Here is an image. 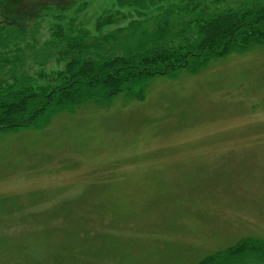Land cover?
<instances>
[{
	"label": "rangeland",
	"instance_id": "1",
	"mask_svg": "<svg viewBox=\"0 0 264 264\" xmlns=\"http://www.w3.org/2000/svg\"><path fill=\"white\" fill-rule=\"evenodd\" d=\"M0 2L22 47L59 21L96 34L116 4ZM241 239L264 240V43L150 77L140 100L0 131V264H197ZM249 251L220 264H264Z\"/></svg>",
	"mask_w": 264,
	"mask_h": 264
},
{
	"label": "trees",
	"instance_id": "2",
	"mask_svg": "<svg viewBox=\"0 0 264 264\" xmlns=\"http://www.w3.org/2000/svg\"><path fill=\"white\" fill-rule=\"evenodd\" d=\"M7 23L0 27V131L43 127L88 102L140 100L150 77L194 72L213 58L262 45L264 0H116L96 17V34L59 21L40 46L22 47L23 26ZM27 52L33 66L26 65ZM258 249L264 240L241 239L197 264Z\"/></svg>",
	"mask_w": 264,
	"mask_h": 264
}]
</instances>
